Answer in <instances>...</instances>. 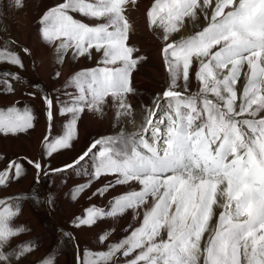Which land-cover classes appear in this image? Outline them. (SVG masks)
Here are the masks:
<instances>
[{
	"label": "snow or ice",
	"instance_id": "6c2138e0",
	"mask_svg": "<svg viewBox=\"0 0 264 264\" xmlns=\"http://www.w3.org/2000/svg\"><path fill=\"white\" fill-rule=\"evenodd\" d=\"M126 3L127 0H62L41 16V35L48 41H60L58 51L74 47L75 54L91 56L95 50L104 62L103 67L75 73L65 85L66 90L74 85L79 95L66 93L70 99L61 103L60 111L70 119L62 136L46 138V155L71 147L79 114L86 107L99 110L109 95L120 100L118 108L130 107L124 103V95L134 91L131 75L137 60L132 58L134 49L126 43L130 29L124 15ZM14 6L22 7L23 0H14ZM208 8L213 9L211 20L202 31L179 41L170 40L186 17L195 19L199 11L207 18ZM226 8L230 10L225 12ZM74 12L104 22L84 23L74 18ZM163 12L166 15H160ZM147 16L150 26L159 18L164 29L162 56L171 77L163 96L174 102L175 116L165 112L156 124L151 118L148 121L152 133L163 139L166 147L159 148L143 136L104 137L94 141L73 163L51 170L81 166L87 158L93 161L92 172L78 191L105 175H113L114 181L93 195L102 196L117 185L131 182L142 186L114 197L107 208L93 205L85 218H78V225H93L101 218H115L129 210L134 218L143 213L140 226L111 243L106 251L96 253L90 264H120L121 257L125 258L124 264H201V257L203 264H241L242 250L247 264H264V0H171L164 5L156 0ZM23 52L31 55L27 48ZM0 61L23 68V60L15 52H0ZM194 61L202 88L186 96L174 88L180 81L187 88ZM117 62L122 66H115ZM242 73L246 83L237 108L235 86ZM4 75L20 79L18 74ZM8 90H12L11 85ZM41 99L51 119L57 101L47 94ZM201 100L202 107H198ZM244 113L253 118L238 120ZM32 119L27 106L0 111V132L25 131L32 127ZM165 120L168 123L162 135L160 125ZM98 145L103 147L93 152ZM33 166L43 171L40 162ZM13 169L11 176L7 171L0 172V185L20 171L15 164ZM0 206V264H12L32 246L8 251L11 239L24 229L10 223L18 214V204L0 199ZM214 206L224 211L212 227ZM206 232L208 238L202 247ZM109 235L106 232L101 240H107ZM43 264H54V259H45Z\"/></svg>",
	"mask_w": 264,
	"mask_h": 264
},
{
	"label": "rangeland",
	"instance_id": "374dc122",
	"mask_svg": "<svg viewBox=\"0 0 264 264\" xmlns=\"http://www.w3.org/2000/svg\"><path fill=\"white\" fill-rule=\"evenodd\" d=\"M89 1L92 2V0H89ZM46 2L50 3V2H54V0H37V1L34 0L33 2L26 3V5H28L27 6L28 11L27 13H25L26 12L25 9L22 11L26 15V18H24V21L22 22L23 27L24 26L29 27V30H30L31 23H33V18H31L32 15L36 13L38 14L37 17H40V14L43 15L50 7H52L50 6L47 8L48 3ZM60 2H62V0ZM170 2L171 0H161L162 5L168 4ZM133 3H135L137 6L142 5L145 8V18L141 19L140 13L134 14L133 16L131 14L130 9H128L129 11L128 10L124 11V15L126 16L130 24L129 31L133 32V33H130L131 38L134 39L132 40L128 34V40L126 43H127V46L128 44H130L134 47L133 48L134 50L132 52V58L137 60L136 66L133 69L132 75H131V78L133 79L132 87L134 91L124 95V103H126L130 107L118 108L120 100L115 98L114 102H115V105L117 106L113 108L112 104L110 103L113 97L109 95L106 98V101L102 103L99 110H93L90 108L91 111L94 113V115L100 118L101 126L99 128H91L83 136H81L80 125L83 122L84 115L87 113V110L89 109L88 107H86L85 110L79 114L78 121H77V127H76V136H75V139L71 143V147L68 149L59 150L56 153H54L52 156L46 155V152H47L46 138L49 140V138L52 135L55 136L54 134H52V130H53L52 126L49 130H44V129L36 130V131L33 130V129L41 128L43 126L44 120L42 117L41 109H39L41 107V103H43L41 99L42 94L50 95V93L52 92L53 98L57 101V105H58L57 107L59 108L57 110L55 122L60 124V126L62 124V128L59 127L58 133L56 135L60 133L59 136H57V137H60L64 134L67 122L70 119L68 115L61 114V111H60L61 103L62 102L66 103L70 99L69 95H67L66 93H71L72 97L79 95V89L76 88L74 85L69 86L67 90L65 89V85L68 83L69 79L75 73L81 72L83 70H90V69L104 66L103 58H100L98 60L99 56L98 57L96 56L95 50H92L91 56L76 55L73 57L71 55L70 56V62L72 63L71 69H70L71 74L69 75V77L67 76L66 78H64L63 74L65 72L66 61H67L66 56H67V52H69V50H67V52L61 55L63 56L62 61L60 59L61 56H59L58 59L55 60L53 72L52 74H50V77H49L50 84H48L47 83L49 81L48 77L47 76L42 77L39 74L37 61H35V58H33L32 55H25L23 53L20 54L19 50H11L8 47L5 48V46L0 45V52H15L17 54L19 53L20 55L19 54L18 55L23 60V68L13 65L8 61L6 62L0 61V77L7 79L4 83H1V84H5L8 81L10 83H13L14 85L20 86L16 84V81L18 82L22 81L24 82V85L26 83L25 86L28 90L27 92H24V91L20 92L21 96H24V97L16 98L13 102L0 105V109L5 108V107H10L15 104L17 107H19L22 110L25 106H27L28 108L33 110V117H34L33 121L31 122L32 127L27 128L25 131H19L15 133L0 132V138L2 137V140L4 139L3 143L0 144V166H2L5 159L7 160L8 158L12 157L13 154L16 153L14 152L16 151V148L19 149L18 146L14 147L11 145L9 137H11L13 141L19 140L21 147H23L25 150L27 149L26 152L24 153L29 155L32 153V152L30 153L29 151V144L36 143L35 142L36 138L33 135L36 134L37 132L40 133L41 131L42 132L40 134L43 133L42 137H44L47 134L43 138V140L40 142V144L38 143L39 147L41 145L42 151L41 150L36 151V156L38 157L42 156L41 160L43 158L45 161V165L42 166L43 171L37 170L36 168L31 166L29 162H27L23 158H20V160H18L15 163L16 167L20 169L19 173L11 179L7 178L6 183L0 185V199H5L6 203L8 204L15 203L19 205L18 214L11 218V222H13L14 220L19 221L21 224V228L24 229V231L20 232L17 236H15L11 240L8 246V251H11V250L13 251L22 246H27L29 244L32 246L31 251L26 252L18 261L16 259H13L12 264H43V261L48 258H53L54 264H90V262L96 258L95 257L96 253L101 252V251H106L108 246L111 243L119 241L120 239L129 235L133 228L140 226L143 216H141L142 218L139 219L137 223H135V220L137 219H134V216L131 217L128 214L129 211L115 218H101L98 220L101 223L111 220V223H112L113 220H118L122 216L126 215L128 221L127 222L125 221L126 223L124 225H121V224L117 225V223L116 224L112 223L110 226L102 230L100 229L94 230V227L98 225L97 224L98 221L94 223L93 225H78L76 223L78 218H85L87 214V209H89L91 206L93 205L97 206L99 205V203H101L103 204L101 207L106 208V205L104 204L105 201L107 200L110 201L109 197L105 198L108 192L104 193V195L102 196L98 194L93 195V193H96L97 189L105 185L101 181H103L107 176H113V175H105V176H101L98 180H93L91 182V185L85 188L83 191H78V190L75 191V189L78 188L79 185H83L87 183L89 179L85 177L79 178V176H90V175L85 173V175L76 176L78 179L74 181H81L82 179H86V181L79 182V183H73L72 190H74L75 192L72 193V195L69 198L70 206L67 207L68 208L67 211H69V214H67L64 212L63 208L60 206V201L57 198V191H55V188L53 187L54 178L52 180V174L54 172L51 171L52 169H58L60 166L66 165L65 163L63 165H59L56 168L55 165L59 163V162H56V160L60 159V161H62L66 157H68V159L71 160V157H72L71 155L75 152L76 148L81 146L79 150L80 151L83 150L84 152L88 149V147L94 141H96L98 138H101L103 136L113 137V136L123 134L124 137H136L137 138V137H140L141 135H144V137H146L152 132L150 125L149 124L147 126L145 125L146 119L149 120L151 118L153 124H156V122L161 117H163L161 116L162 108L165 106V103H166L165 99L162 96L163 90L166 87H170V84H171L170 73L168 71V67L165 63V60L162 56V52L160 54V57L158 54L159 48L161 47V50H162V47L164 46V43H165V41L163 40L164 29L163 27L159 25V18H157V24L150 26V20L147 16L148 10L156 3V0H137V1H134ZM230 8H226L225 12L230 10ZM212 11L213 9H210V8L206 10L207 18L204 12H199V11L197 12V16L195 17V19L186 17L182 25H187V26L190 25L189 27L191 28V33L188 34V36H183L184 34H181V30L183 27L181 26L179 31L172 33L170 35V38H173L172 40L179 41L181 39H186L190 36H193L199 31H202L203 28H205L210 23ZM13 14L15 16L16 13L11 12L10 0H0V29L2 30L1 36L7 37L6 32L4 31L6 30L11 31L12 25L17 26V24L15 23L16 21L13 19L14 17ZM72 15L78 20H81L80 18H84L87 22H90V21H93V23H96L95 21L101 22V23L104 22L102 19L85 17L81 15L80 13L74 12L72 13ZM160 15H166V12L160 13ZM40 18H37L36 21H40ZM131 27H132V30H131ZM37 29L39 32V38L42 39L43 43L48 44L49 48L53 47L54 46L53 44L56 41L54 42L48 41L42 37L41 25H40V31L38 27ZM19 34L17 35L14 32L15 37L20 41L19 42L20 46H22L23 49L24 48L29 49L28 47L25 46L26 43L22 42L21 38L19 37L22 34L21 33ZM11 38L12 40H14L13 37ZM61 39H65V38H61ZM141 43L145 44L144 50H143V47L141 46ZM215 50L216 49H213V51ZM115 66H122V65L120 64V62H117ZM35 68H36L37 73L35 72ZM31 69L33 70V75H32ZM197 69H198V65L194 61L192 69L190 71V77L187 82V88L185 89L184 82L180 81L179 87H176L174 89L186 92L188 93V95H194L197 92H199L202 88V83L198 81L196 77L195 73ZM6 72L18 74L20 79H16L14 76H5L4 73ZM56 73H60L59 77H57ZM28 74L32 75L33 79L30 78ZM38 74L40 77L38 76ZM33 76L37 80H34ZM245 83H246V79H245V76L242 74L240 81L235 86L236 91L238 93V99L236 101L237 108L242 102V93H243V87ZM1 84H0V93L5 94V95H0V97H2L0 99V102L7 101L10 99L13 100L15 96H11L10 94H13V92H15L16 89L12 86L11 87L12 90H7L4 92L1 89ZM33 85H39V88H35L33 87ZM30 92L35 93V95L34 96L29 95ZM6 95H9V96H6ZM210 97H212L211 94H209V98ZM198 107H202V100L198 103ZM253 108H255V105L253 106ZM118 112H119V115L117 114ZM149 112H154L155 116L150 117ZM112 113L114 114L112 117H110ZM44 116H45V122H46L45 127H49V123L51 121L53 122L52 120L53 117L49 119V117L47 116V112L46 113L44 112ZM245 118L251 119L253 117H251L248 113H244L243 115L237 117L238 120H243ZM256 119H258V117H256ZM197 123H199V121H197ZM137 124H140L141 130H137L134 132V128L136 127ZM86 128L88 129V127ZM145 129H148V131H145ZM243 130L245 132L248 131L246 126H243ZM127 132H130V133H127ZM124 133H127V134H124ZM23 135L24 136L27 135L28 138L25 136L26 138L22 139L21 136ZM147 138L152 142L151 136H147ZM84 141L86 142V144L89 143L87 148H86V144ZM117 144H119V142H117ZM101 147L103 146L99 145L98 149L94 152H97ZM9 152L12 154H9ZM24 153H19V154H24ZM27 155H20L18 157H23ZM78 156L79 155H77V157ZM76 158L71 160L72 162L69 161L70 163L67 162V164L73 163V161ZM41 160L39 161L40 163H41ZM44 161H42L43 164H44ZM89 161H90L91 166H93V161L92 160H89ZM29 167H32L34 169V177H33V180L30 186L28 185L29 188L27 190H24L28 186L23 188L22 187L23 185L21 183L28 176L32 177ZM80 167H86V166H80ZM13 171L14 169L12 170L9 176L12 175ZM37 171H40L39 175H36ZM91 172H92V169H91ZM29 173L31 175H29ZM69 173H70V170H67L66 172H64V176L69 177L70 176ZM57 177L59 178V180H62V178L60 179L59 176ZM37 178H40L41 181L38 182ZM68 182H69L68 179L61 181L60 187L58 189L59 192H63L62 190L67 186ZM15 185H17L18 187ZM7 187H10V188H7ZM129 191H133V190H129ZM129 191H126V192H129ZM88 192L89 194H87ZM84 194H87V196L85 197L84 203L79 207L78 211H74L75 205H77V203L80 202V200L84 197ZM95 198L97 199L99 198L98 199L99 202H94L93 200ZM113 198L114 196H111V200ZM26 204L29 205L32 211L31 215L27 213V215H29V218H25L27 215L24 216V211H25L24 207L26 206ZM0 207H3V206H0ZM233 208H234V205H233ZM70 214H71V217L69 216ZM35 215L40 220L39 225H36L35 222H32L34 220ZM57 217L59 219H63L65 223L61 222L60 220L59 221L62 224H65L66 226H63L60 222H58L56 220ZM245 218L246 217H240L241 220ZM210 224H212L211 221H210ZM85 229H92L94 230V232L91 235H86V234L81 235L79 231H82ZM76 230L78 231L76 233L77 235L74 233V231ZM106 232H110V235L108 236L107 240L102 241L101 236L104 235ZM206 234L207 232L204 234V237ZM162 235H164L166 238L165 233L162 232ZM80 237L83 238L82 242H80ZM39 250H41L40 255L35 254L37 251L39 252ZM34 254L36 256H33ZM130 258L131 257H129V259ZM124 260L125 258L121 257L120 264H124ZM201 264H203V257H201ZM241 264H247L246 258L243 256V250L241 254Z\"/></svg>",
	"mask_w": 264,
	"mask_h": 264
},
{
	"label": "bare ground",
	"instance_id": "6f19581e",
	"mask_svg": "<svg viewBox=\"0 0 264 264\" xmlns=\"http://www.w3.org/2000/svg\"><path fill=\"white\" fill-rule=\"evenodd\" d=\"M34 0H23V6L22 7H16L14 6V0H10V3H11V12L13 13H16L15 16L13 14V19L16 21L15 23L17 24V26H13L12 25V28H11V31L9 30H6L4 32H6V36L8 38H11L13 37L14 40H16L18 43L20 42L14 35V32L18 35L19 33H21L22 35L19 36L22 40V42L28 44L30 46V53L31 55L33 56V58H35V61H37V66H38V70H39V74L43 77H48L49 81L47 82L48 84H50V74H52L53 72V67L55 65V60L58 59L59 56H61L63 53L67 52V50H69V52H67V56H66V67H65V72L63 74L64 78H66L67 76L69 77V75L71 74L70 72V69H71V65L72 63L70 62V56L72 55L73 57L76 56L77 54H75V49L74 47L72 48H69V49H66V50H61V51H58V45L60 43V41H56L53 45V47L49 48L48 44H45L43 43L42 39L39 38V32H38V25L34 27V29L32 28L31 30H29V27H26L22 25V22L24 21V18H26V15L25 13H27L28 9H27V6L26 3H30V2H33ZM37 1V0H36ZM61 0H54V2H46L48 3L47 4V8L50 7V6H53L57 3H59ZM214 3H215V0H213ZM137 5L133 2L130 3V11H131V14L134 16V14H139L140 13V16H141V19H144L145 18V8L142 6V5ZM45 7V6H44ZM29 8V7H28ZM25 9V13H23L22 11ZM212 9V8H210ZM129 11V10H128ZM210 11V10H209ZM40 13V12H39ZM202 14V13H201ZM38 14H33L31 18H33V22L36 21ZM41 15V14H40ZM193 21V20H192ZM189 22V21H188ZM32 24V23H31ZM189 25V24H188ZM190 26V25H189ZM187 26V25H182V30H181V34H184L183 36H188V34L191 33V28ZM10 28V27H9ZM13 32V33H12ZM0 34H2V30L0 29ZM20 35V34H19ZM182 36V35H181ZM12 39V38H11ZM173 38H170V40H172ZM63 40V39H62ZM15 41V42H16ZM16 42V43H17ZM39 46H38V45ZM21 48V47H20ZM159 57H160V54L162 52L161 50V47L159 48ZM94 52V51H93ZM96 56L98 57V60L100 58H103L100 53L96 52ZM86 60V59H85ZM81 61V60H80ZM83 62V61H82ZM98 62V61H97ZM96 62V63H97ZM161 62V61H160ZM84 64V63H83ZM82 65V64H81ZM262 66H264V62H262ZM58 67V66H57ZM81 68V67H79ZM248 69V66L245 65V70ZM64 70V69H63ZM243 74V73H242ZM171 79V77H170ZM245 82V81H244ZM2 97H0L1 99ZM11 100V99H10ZM115 98L111 99L110 103L112 104V107H116L117 105H115V102H114ZM5 103V102H4ZM2 104V103H1ZM57 110H58V107L55 108L54 110V115H53V122L51 124L52 126V134L56 135L58 133V130H59V127L62 128V124L60 126V124L56 123L55 122V117L57 115ZM114 113H112V115L110 117L113 116ZM109 117V118H110ZM140 117V116H139ZM143 119V118H142ZM149 120L146 119V123L145 125L147 126L149 123H148ZM101 120L100 118H98L96 115H94V113L91 111V109L89 108L87 110V113L84 115V118H83V122L81 123L80 125V131H81V136H83L89 129L91 128H99L101 126L100 124ZM88 127V129L86 128ZM151 127V125H150ZM137 130H141L140 128V124H137L136 127L134 128V132L137 131ZM42 132V131H41ZM40 132V133H41ZM143 132V131H142ZM40 133H36L34 134L33 136L36 138L35 142L36 143H30L29 144V151L31 154L29 155H32L34 156L35 155V151L37 150V148L39 149V146H38V143L40 142L42 136H43V133L40 134ZM127 133H130V132H127ZM127 133H124V134H127ZM46 134V133H45ZM144 134V133H143ZM144 137V135H141ZM146 136V135H145ZM22 139H25L26 137L25 136H22L21 137ZM139 138V137H137ZM152 139V143H156V139L154 138H151ZM3 141L2 140V137L0 138V142ZM17 143L16 144H11L12 146H18V148H16V151L19 152V153H24L26 152V150L21 147L20 145V142L16 141ZM85 142V141H84ZM86 144V142H85ZM89 145V143L86 144V148L87 146ZM81 147V146H80ZM80 147L76 148L75 149V152L71 155V160H73L74 158L77 157V155H80L82 151H80ZM15 152V151H14ZM29 153V152H28ZM74 155V156H73ZM70 159H68V157H66L65 159H63L62 161L59 160H56V162H59L55 165V167H58L59 165H63V164H67V162L71 161ZM61 162V163H60ZM84 164V165H83ZM81 166H86L88 169H90L91 167V164H90V161L88 159L85 160V162L82 163ZM80 167V166H79ZM78 167V168H79ZM115 177L114 176H107L103 181V184H108L109 182L111 181H114ZM81 180V179H80ZM61 181L62 180H59V178L56 176L54 177V185L53 187L55 188V191H57V198L59 199L60 201V206L63 208L64 212L69 214V211L67 207H69V198L70 196L72 195V193H74L75 191L72 190V185L73 183H79V182H84L86 181V179H82L81 181H74V180H71L68 182L67 186L62 190L63 192H59V187H60V184H61ZM28 183L26 182L24 184V188L27 187ZM80 186V185H79ZM96 186V185H95ZM142 186L137 183V182H131L127 185H117L116 187L114 188H111L109 189L108 191V194L106 195L105 198H108L110 199L111 201V196H118V195H121L123 193H126V191H129V190H139ZM96 188V187H95ZM93 190V189H92ZM89 194V192L87 193ZM87 194H84V197L80 200L79 203H77V205H75L74 207V211H78L79 207L84 203L85 201V197L87 196ZM99 199V198H98ZM97 198H95L93 201L94 202H99ZM104 202V201H103ZM151 203V201H150ZM106 205V208L108 207L109 205V200L105 201L104 203ZM103 204L99 203V205H97L98 207H101ZM103 208V207H101ZM223 211V209L219 208V207H215L214 206V216L211 220L212 224H210V226L214 227L216 225V223L218 222V217L220 215V213ZM30 213V212H29ZM72 214V213H71ZM71 214L69 215L71 217ZM128 214L133 217L134 214L131 210H129ZM143 216V213H141L138 217L134 218V219H137L135 220V223L138 222L139 219H141ZM125 217V218H124ZM121 219V220H120ZM120 219L118 220H113L112 223H117V225L121 224V225H124L128 219H127V216H122ZM61 222H64L63 219H59ZM126 221V222H125ZM65 223V222H64ZM111 220H108V221H105L103 223H101L100 221H98V225L96 227H94V230H102V229H105L106 227L110 226L111 224ZM134 223V224H135ZM94 230L92 229H85V230H82V231H79V233L81 235L83 234H86V235H91L93 234ZM76 233L78 232L77 230L75 231ZM87 232V233H86ZM207 238H208V233L205 235L204 239L201 241V245L202 247L204 246V244L206 243L207 241ZM83 241V238L80 237V242Z\"/></svg>",
	"mask_w": 264,
	"mask_h": 264
},
{
	"label": "crops",
	"instance_id": "0c3cea01",
	"mask_svg": "<svg viewBox=\"0 0 264 264\" xmlns=\"http://www.w3.org/2000/svg\"><path fill=\"white\" fill-rule=\"evenodd\" d=\"M42 15V14H41ZM41 15H40V17H41ZM39 17V18H40ZM78 18V17H77ZM81 19V21L82 22H84V23H88V24H96V23H101V22H97V21H95L96 23H93V21H90V22H87L84 18H80ZM37 25H39L38 26V28H39V31H40V23L38 22L37 23V21H34L32 24H31V26H30V30L33 28L34 29V27L35 26H37ZM131 30H132V27H131ZM130 33H133L132 31H129L128 32V34H129V37L131 38V34ZM132 39V38H131ZM132 40H134V39H132ZM15 41L16 40H12L11 38H8V37H4V36H1V34H0V45L1 46H5V48L6 47H8L9 49H11V50H19L20 51V54L21 53H23L20 49L22 48V46H20V44L17 42V43H15ZM144 45L145 44H142L141 43V46L143 47V50H144ZM26 47H28L29 49H30V47H29V45L28 44H26L25 45ZM21 47V48H20ZM4 49V48H3ZM19 54V53H18ZM19 54V55H20ZM24 54V53H23ZM26 55V54H25ZM4 62H6V61H4ZM33 63H34V61H33ZM30 64V63H29ZM100 65H101V63H100ZM101 67H103V66H101ZM34 69V68H33ZM31 72H32V75H33V70L31 69ZM35 72H36V68H35ZM37 73V72H36ZM32 75H30V74H28V76L30 77V78H32ZM38 76H39V74H38ZM34 77V76H33ZM40 77V76H39ZM33 79V78H32ZM34 80H37L35 77H34ZM44 81V80H43ZM45 82V81H44ZM46 84V83H45ZM25 85H26V83H25ZM47 85V84H46ZM49 87V86H48ZM15 89H16V91L15 92H13V94H10L11 96H15L14 97V99L13 100H7V101H3V102H0V105H3V104H6V103H9V102H13L16 98H20V97H24V96H21V93L20 92H27L28 90H27V88H26V86H24V88L23 87H19V86H15L14 87ZM8 90V89H7ZM6 90V91H7ZM0 95H5V94H2V93H0ZM6 96H9V95H6ZM5 102V103H4ZM2 103V104H1ZM12 104V103H11ZM58 106V105H57ZM43 107H44V105H43V103H41V107L39 108V109H41V113H42V117H43V120H44V122H43V126L41 127V128H37V129H33V130H42V129H44V130H49L50 128H51V122L49 123V127H45L46 126V122H45V116H44V111H43ZM59 108V107H58ZM30 131H32V130H30ZM32 134V133H31ZM60 134V133H59ZM59 134L58 135H55V136H51L50 138H49V140H51V139H53V138H55V137H57V136H59ZM47 135V134H46ZM45 135V136H46ZM24 136V135H23ZM27 138H28V136L27 135H25ZM44 136V137H45ZM22 137V136H21ZM44 137H42V139L40 140V142L43 140V138ZM9 140H10V143L11 144H16L17 142L16 141H18V142H20L19 140H16V141H13V139L11 138V137H9ZM3 141H4V139H3ZM3 141H1L0 142V144H2L3 143ZM40 142H39V144H40ZM37 150L38 151H42V148H41V145H40V147H39V149L37 148ZM36 150V151H37ZM36 151H35V155L34 156H31V155H27V154H19V152H17V151H15L16 153L15 154H13V156L12 157H10V158H8L7 160L5 159L4 160V163L2 164V166H0V171L5 167V165L7 164V162L10 160V159H12V158H14V157H18V156H20V155H27L29 158H31L33 161H36V162H39L40 160H41V157L42 156H36ZM8 152V151H7ZM9 154H12V153H10L9 152ZM81 155V154H80ZM89 160V159H88ZM42 161H44V159L42 158V160H41V163H42V166H44L45 165V161H44V164H43V162ZM72 162V161H71ZM70 163V162H69ZM30 168V173L32 174H30L29 173V175H31L32 177H27L26 179H24L23 180V182L21 183L23 186V188H24V184L27 182L28 183V185L30 186V184H31V182H32V180H33V177H34V169L32 168V167H29ZM54 168V167H53ZM57 168V167H56ZM91 169H92V166L90 167V170L87 168V167H77V168H75V169H70V173H69V177H67V176H64V172H66V171H62V172H59V173H53L52 174V180H53V178L55 177V176H59L60 177V179L62 178V180H65V179H68V181H71V180H77L78 178L76 177V176H78V175H85V173L86 174H90V172H91ZM44 176V175H43ZM75 177V178H74ZM80 177H85V178H88V179H90V176H79V178ZM34 182V181H33ZM27 185V186H28ZM15 186H17V185H15ZM19 186H21V185H19ZM29 186L26 188V189H24V190H27L28 188H29ZM43 186V185H42ZM11 187V186H10ZM10 187H7V188H10ZM18 187V186H17ZM16 188V187H15ZM78 188H76L75 189V191L77 190ZM22 190V189H21ZM10 192H12V191H10ZM9 192V193H10ZM48 192H49V190H48ZM6 193V192H5ZM8 193V192H7ZM98 207V206H97ZM25 208V211H24V216H26L27 215V213L28 214H30L31 215V213H32V211H31V209H30V207H29V205L28 204H26V206L24 207ZM30 212V213H29ZM25 218H29V215H27ZM58 222H60L59 221V218L57 217V219H56ZM32 222H35V224L36 225H39L40 224V220L38 219V217L35 215L34 216V220L32 221ZM61 223V222H60ZM62 224V223H61ZM63 226H66L65 224H62ZM74 233L76 234V232L74 231ZM77 235V234H76ZM78 239V238H77ZM77 241V240H76ZM40 253H41V250H39V252L37 251L35 254H38V255H40ZM33 255V256H36V255Z\"/></svg>",
	"mask_w": 264,
	"mask_h": 264
}]
</instances>
